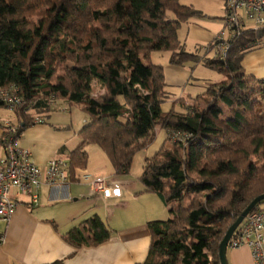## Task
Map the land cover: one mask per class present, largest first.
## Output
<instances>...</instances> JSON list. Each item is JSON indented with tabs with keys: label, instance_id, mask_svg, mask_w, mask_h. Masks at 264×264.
Segmentation results:
<instances>
[{
	"label": "trees",
	"instance_id": "obj_1",
	"mask_svg": "<svg viewBox=\"0 0 264 264\" xmlns=\"http://www.w3.org/2000/svg\"><path fill=\"white\" fill-rule=\"evenodd\" d=\"M202 17L181 0H0V90L21 99L12 109L19 134L56 102L82 106L86 115L82 144L69 158V183L81 180L89 146L106 154L115 175H129L157 131L168 133L145 160L140 182L171 218L148 223L151 244L142 264H221L227 230L264 195V113L254 99L264 95V80L242 68L244 54L260 39L243 32L226 60L187 52L179 29ZM154 52L169 53L175 66L202 63L223 80L187 104L176 100L183 111L173 103L165 112V69L152 62ZM94 83L104 95H93ZM3 137L4 130L1 145ZM114 233L96 215L63 239L80 249L106 243Z\"/></svg>",
	"mask_w": 264,
	"mask_h": 264
},
{
	"label": "crops",
	"instance_id": "obj_2",
	"mask_svg": "<svg viewBox=\"0 0 264 264\" xmlns=\"http://www.w3.org/2000/svg\"><path fill=\"white\" fill-rule=\"evenodd\" d=\"M182 4L192 6L204 14L202 18L184 23L179 29L180 43L187 52L199 55L208 53L209 46L220 34L225 33L226 37L228 36L224 20L225 1L223 4V0H199L188 4L182 0ZM169 59L170 54L161 65L165 69L170 99L174 96L172 90H177L175 92L181 94L175 100L187 99V104L191 102L188 97L197 96L209 85L223 80L217 71L202 63L192 62L185 66H175L169 63ZM242 68L246 75L264 80V30L259 43L244 54ZM198 69L209 70V73H205V77L197 81L194 74ZM193 80L198 83H192ZM191 85L197 92H188ZM76 107L81 111L83 109L78 105L69 108ZM70 109L65 110L71 112ZM49 113L46 114L48 119L51 118ZM42 118L45 122L28 126L21 133L19 142L22 147L31 151L35 164L45 169L49 161L55 157L69 161L71 154L82 144L79 132L87 118L84 117L82 122L78 123L74 121L71 113L70 117L62 121L53 118V123L46 120L45 115ZM3 130L4 127H1L0 151ZM166 141L168 133L159 129L155 141L137 154L143 155V161L139 159V162L155 156ZM96 147H88L89 163L85 170L79 172L80 181L71 182L59 190L43 185L39 190L37 205H32L29 198L20 199L21 205L5 228L6 243L0 246V264H52L56 261H64L65 264L145 262L151 244V233L147 225L139 228L126 224L108 242L97 247L76 249L63 239L69 230L96 215L107 224L110 221L114 223L109 213L110 207L114 206L121 212L127 210L124 199L133 194L134 181L128 178L129 175H115L106 154ZM143 169L144 166L141 168V174L138 172L139 181ZM86 175L108 178L114 187L120 189L121 196L106 200L102 195L92 193L88 180L84 179ZM140 191L144 192L143 185ZM227 255L229 264H254L252 251L247 246L228 249Z\"/></svg>",
	"mask_w": 264,
	"mask_h": 264
},
{
	"label": "built area",
	"instance_id": "obj_3",
	"mask_svg": "<svg viewBox=\"0 0 264 264\" xmlns=\"http://www.w3.org/2000/svg\"><path fill=\"white\" fill-rule=\"evenodd\" d=\"M225 25L228 36L220 34L208 48L213 57L226 60L234 41L243 32L264 30V0H225ZM0 103L9 109L20 105L21 99L11 89L0 90ZM42 117L35 119L43 124ZM19 127L5 125L0 151V246L6 243V225L20 206V199L27 197L32 205L39 203V190L48 185L59 190L68 186L69 161L55 157L45 169L33 161L32 153L20 145ZM92 193L110 200L121 196L103 176H84ZM247 246L252 251L254 264H264V205L253 210L239 226L230 244V249Z\"/></svg>",
	"mask_w": 264,
	"mask_h": 264
},
{
	"label": "rangeland",
	"instance_id": "obj_4",
	"mask_svg": "<svg viewBox=\"0 0 264 264\" xmlns=\"http://www.w3.org/2000/svg\"><path fill=\"white\" fill-rule=\"evenodd\" d=\"M183 1L186 3L188 2L189 4L191 2H198L199 0H183ZM224 1L225 0H223V4H224ZM205 54H202V55H205ZM168 55L169 54L167 52H154L151 57L152 62L155 64H161L165 61V59L168 58ZM209 56H212V54H209ZM205 73H209V70H201V69L199 70L198 69L195 71L194 77L196 80L200 79L202 77H205ZM192 83L197 84L198 82H195V80H193ZM254 88H258V86H255ZM193 90L194 88L192 87V85L189 86L188 92L190 91L194 93L197 92L196 90L194 91ZM175 91L177 90H174V91L172 90L174 96L171 97V99H169L163 105V110L165 112H168L173 107V103L176 104L175 106L176 110L183 111V107L181 106V104L179 102H176L175 100L176 98L180 96L181 93H178ZM201 92H204V91H201ZM104 94H105V90H102L98 84L94 83L93 84V95L98 97ZM254 99L257 100V102L259 103V109L262 111V113H264V95L256 94L254 96ZM57 103L58 102H56L54 105H56ZM65 109L69 110L70 108L66 106H60V105L54 106L52 107L49 113V116H51V118L48 119V117L46 118L45 116V119L50 120L51 123H53L52 122L53 118L62 121V119L70 117V113H71L74 121L78 123V122H82V119L86 117L85 113L79 110V108L77 107L70 109L71 112L66 111ZM12 122H15V123L17 122L16 116L13 110L0 106V128ZM96 149H100V148L96 147ZM142 158H143V155H140V154L136 157L133 163L134 165L132 166L131 173L129 174V177H128L134 181V186L132 187L133 194L129 197H125L124 199L125 207H127V210L121 212L114 206L110 207L109 209L110 210L109 213L111 214L112 216L111 218L113 219L114 223L110 221V223L108 224L115 233L119 232L118 230L123 228V226H126V224L130 226L132 225L137 226L139 228L142 226H146V225L148 227V223L150 221H155V220L165 221L171 218L169 209L165 207L163 202L159 199V197L156 194L144 193L140 191V188H142V185L139 179L137 178H139V173L141 174L142 172L141 168L144 166L145 160H146L144 159V162H142L143 161ZM139 159H141L142 161L139 162ZM253 161L257 162L258 157L254 156ZM148 230H149V227H148Z\"/></svg>",
	"mask_w": 264,
	"mask_h": 264
},
{
	"label": "water",
	"instance_id": "obj_5",
	"mask_svg": "<svg viewBox=\"0 0 264 264\" xmlns=\"http://www.w3.org/2000/svg\"><path fill=\"white\" fill-rule=\"evenodd\" d=\"M258 38L261 39L263 35V30H260L257 32ZM264 202V195H261L254 199L248 207L239 215L235 223H233L229 229L227 230L223 240L220 243L219 246V257L221 264H229L228 262V248L229 244L239 228V226L244 222L245 218L260 204Z\"/></svg>",
	"mask_w": 264,
	"mask_h": 264
}]
</instances>
